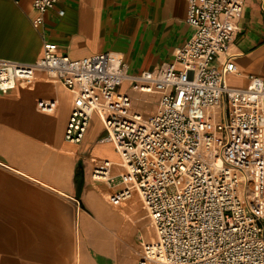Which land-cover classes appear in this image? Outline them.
<instances>
[{"label": "built area", "instance_id": "2783aa9c", "mask_svg": "<svg viewBox=\"0 0 264 264\" xmlns=\"http://www.w3.org/2000/svg\"><path fill=\"white\" fill-rule=\"evenodd\" d=\"M62 1L33 0V26H42L48 10L64 16ZM245 1L188 0L192 35L174 62L156 71L131 75L123 57L110 52L72 59L52 42H44L34 63L0 59L1 95L32 87L38 71L71 92L67 141L80 144L91 120L102 122L119 171L106 160L92 177L120 186L117 203L137 194L154 228L151 240H140L137 264H264V204L255 205L249 193L259 188L253 157L242 145L239 160L230 155L236 137L252 133L264 156V80L250 75L246 87L231 86L228 77L238 68L220 60ZM135 91L155 98L152 112L135 108ZM57 106V100L37 103L46 114Z\"/></svg>", "mask_w": 264, "mask_h": 264}, {"label": "crops", "instance_id": "0c3cea01", "mask_svg": "<svg viewBox=\"0 0 264 264\" xmlns=\"http://www.w3.org/2000/svg\"><path fill=\"white\" fill-rule=\"evenodd\" d=\"M187 1L63 0L58 8L65 10L64 16L59 17L57 9L48 10L37 29L32 24L37 15L33 0H0V59L34 63L42 56L44 42H52L72 59L110 52L123 57L131 75L156 71L174 62L175 50L192 35L186 22ZM226 58L238 68L228 77L231 86L246 87L250 75L264 80V0L245 1L237 33L220 60ZM146 97L149 104L143 105L149 106L152 96ZM39 100H57L56 111L40 112ZM72 105L71 92L43 71L37 72L32 87L0 94V264H64L65 199L78 203L76 210L87 211L77 200L86 175L78 195L76 166L82 163L87 174L106 161V150L113 148L117 154L115 146L102 147L103 154L89 162L95 147L109 143L97 117L80 144L65 139ZM22 146L28 150L22 152ZM50 162L54 167L71 162L67 182H57L54 171L48 173ZM118 171L115 166L113 173ZM112 197L117 203L114 192ZM54 256L57 260L51 261ZM87 257L95 264L90 254Z\"/></svg>", "mask_w": 264, "mask_h": 264}, {"label": "bare ground", "instance_id": "6f19581e", "mask_svg": "<svg viewBox=\"0 0 264 264\" xmlns=\"http://www.w3.org/2000/svg\"><path fill=\"white\" fill-rule=\"evenodd\" d=\"M36 80V79H35ZM34 80V81H35ZM35 83V82H34ZM34 85V84H33ZM128 85L125 81L123 88ZM30 88V87H29ZM134 101L139 110H145L144 114L150 112L148 107L143 105V100L147 97L140 95L138 92H134ZM149 99V98H148ZM143 107V108H141ZM146 107V109H145ZM56 111V110H55ZM98 123V121H97ZM238 145L245 147V152L249 156L253 157L252 164L254 169V181L258 188L257 191L250 189L249 193L254 198L255 205L263 206L264 204V183L260 177L264 173V156L258 157L259 153H263L261 145L259 143L258 135L252 133H245L237 136L233 145L230 147V155L234 159H240L242 150ZM114 144L109 141L108 144L95 147L92 152L89 153V162L92 164L95 161V157L103 154L102 147H113ZM88 148V145H87ZM28 150L26 146L19 148ZM66 152L74 154V158L81 159L77 152L72 149H64ZM52 149L49 148L48 155ZM107 154L104 157L106 160L113 162L114 166H118L120 158L118 154L114 153L113 148L106 150ZM93 160V161H92ZM48 173L52 175L53 171L56 175L57 182H67L71 174V162L58 163L56 167L50 162L48 164ZM105 179V178H104ZM104 179H94L92 173L86 174V183L83 190L82 199L88 207L87 211L77 209V222H76V263L77 264H94L92 261H88L87 255L89 251L93 253V259L95 264H109L110 257H114L119 254L121 242L125 241L127 235L130 234L132 225L138 221V209H139V197L137 194L132 196L122 203H114L112 193L117 191L120 186L110 188L108 183ZM65 215V224H69V219ZM133 223V224H132ZM70 235V234H69ZM143 236L147 240H151L153 237L152 226L147 225L143 228ZM67 238V235L65 236ZM65 245V244H64ZM132 251L122 252L124 261H133L134 256ZM128 261V262H129ZM131 261V262H132ZM123 264V263H121Z\"/></svg>", "mask_w": 264, "mask_h": 264}, {"label": "rangeland", "instance_id": "374dc122", "mask_svg": "<svg viewBox=\"0 0 264 264\" xmlns=\"http://www.w3.org/2000/svg\"><path fill=\"white\" fill-rule=\"evenodd\" d=\"M150 102H153V103H151V105L146 106V107H148V110H149V108H151L150 111H152L154 109V105H155V103H154L155 98L151 97ZM79 164L83 168L84 182H85L86 168L82 163H79ZM116 182L119 183L118 181H116ZM77 200L80 202L81 208L88 209V207L86 206L85 202L82 199V193H81V196H79V199H77ZM138 200H139V202H138L139 203V209H138V216H139L138 221L139 222L136 221L134 224L132 223L133 225H132V229L130 231V234L127 235V238L125 239V241L121 242L119 254L114 256V257L111 256L109 259V264H121V263H123V264H136V262L140 256V252H141L140 245H139L140 240H141V238H144V240H146L145 237L143 236V228H145V226L149 225L150 222H149L148 218L146 217V213H145V210L143 208V205H142L140 199H138ZM64 204H65L64 211L66 212V215L68 214L67 217H69V219H70L69 224L68 225L65 224V226H64L65 236L67 235V238L65 237V245H64V250H63L64 264H77L76 263V249H77V242H76V222H77L76 213H77V211H76V208L78 207V203H70L67 199H65ZM70 205H73L71 207V212H69V209H68V206H70ZM150 226H152V225L150 224ZM152 231L154 234L153 226H152ZM128 250L133 252V256H134L133 261L131 259H130V261L128 260L129 262L124 261L125 255L123 256L122 252H125V251L127 252ZM132 252H131V254H132ZM90 256H91V258H93L92 252H90ZM58 257L61 259V254H59ZM55 259L57 260L56 257L54 259L51 258V261H53Z\"/></svg>", "mask_w": 264, "mask_h": 264}, {"label": "trees", "instance_id": "16d2710c", "mask_svg": "<svg viewBox=\"0 0 264 264\" xmlns=\"http://www.w3.org/2000/svg\"><path fill=\"white\" fill-rule=\"evenodd\" d=\"M74 184L77 194L80 195L84 184V171L81 165H77L75 169Z\"/></svg>", "mask_w": 264, "mask_h": 264}]
</instances>
